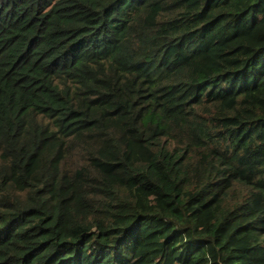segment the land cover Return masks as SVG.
Returning <instances> with one entry per match:
<instances>
[{
    "label": "trees",
    "instance_id": "1",
    "mask_svg": "<svg viewBox=\"0 0 264 264\" xmlns=\"http://www.w3.org/2000/svg\"><path fill=\"white\" fill-rule=\"evenodd\" d=\"M0 264H264V0H0Z\"/></svg>",
    "mask_w": 264,
    "mask_h": 264
}]
</instances>
